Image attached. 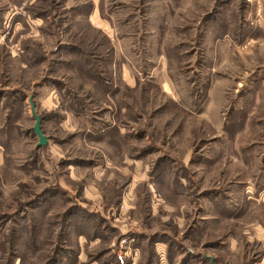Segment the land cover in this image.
I'll use <instances>...</instances> for the list:
<instances>
[{"label": "rangeland", "instance_id": "rangeland-1", "mask_svg": "<svg viewBox=\"0 0 264 264\" xmlns=\"http://www.w3.org/2000/svg\"><path fill=\"white\" fill-rule=\"evenodd\" d=\"M211 259L264 264V0H0V264Z\"/></svg>", "mask_w": 264, "mask_h": 264}, {"label": "water", "instance_id": "water-1", "mask_svg": "<svg viewBox=\"0 0 264 264\" xmlns=\"http://www.w3.org/2000/svg\"><path fill=\"white\" fill-rule=\"evenodd\" d=\"M29 103L31 106V112H32V116L35 120L34 126H33V131L34 133L37 135L38 137V143L37 146H44L47 143V138L46 136H44L42 130H41V117L37 115V113L35 112V105L34 102L32 101V98H29ZM210 264H213V260L211 259Z\"/></svg>", "mask_w": 264, "mask_h": 264}, {"label": "trees", "instance_id": "trees-1", "mask_svg": "<svg viewBox=\"0 0 264 264\" xmlns=\"http://www.w3.org/2000/svg\"><path fill=\"white\" fill-rule=\"evenodd\" d=\"M42 121V120H41Z\"/></svg>", "mask_w": 264, "mask_h": 264}]
</instances>
